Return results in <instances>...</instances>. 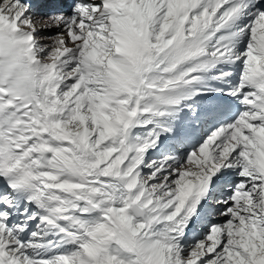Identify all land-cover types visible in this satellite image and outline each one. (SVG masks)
Masks as SVG:
<instances>
[{"label":"snow or ice","instance_id":"obj_1","mask_svg":"<svg viewBox=\"0 0 264 264\" xmlns=\"http://www.w3.org/2000/svg\"><path fill=\"white\" fill-rule=\"evenodd\" d=\"M0 264H264V0H0Z\"/></svg>","mask_w":264,"mask_h":264},{"label":"bare ground","instance_id":"obj_2","mask_svg":"<svg viewBox=\"0 0 264 264\" xmlns=\"http://www.w3.org/2000/svg\"><path fill=\"white\" fill-rule=\"evenodd\" d=\"M35 12H36V14H38V15H43L44 13L42 12V11H40V10H34Z\"/></svg>","mask_w":264,"mask_h":264}]
</instances>
